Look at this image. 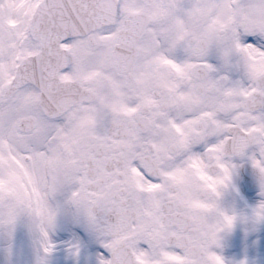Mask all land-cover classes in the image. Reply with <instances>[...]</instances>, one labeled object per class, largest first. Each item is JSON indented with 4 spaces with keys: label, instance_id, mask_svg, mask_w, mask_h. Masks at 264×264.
<instances>
[{
    "label": "snow or ice",
    "instance_id": "1",
    "mask_svg": "<svg viewBox=\"0 0 264 264\" xmlns=\"http://www.w3.org/2000/svg\"><path fill=\"white\" fill-rule=\"evenodd\" d=\"M66 205L95 264H255L219 249L264 223V0H0V231L49 264Z\"/></svg>",
    "mask_w": 264,
    "mask_h": 264
},
{
    "label": "flooded vegetation",
    "instance_id": "2",
    "mask_svg": "<svg viewBox=\"0 0 264 264\" xmlns=\"http://www.w3.org/2000/svg\"><path fill=\"white\" fill-rule=\"evenodd\" d=\"M176 70L180 69L177 67ZM237 163L240 167L233 177L235 187L225 193L223 203L225 206L235 207L238 212H247L260 198L259 190L250 164L241 160ZM58 199L62 202L66 197L60 196ZM196 206L201 205L196 202ZM26 227L28 235L24 260L19 259L21 257L18 251L8 249L12 241L9 245L0 246V252L5 250L9 253L10 264H34L36 236L28 218H26ZM51 235L56 247L49 257V264H95V253L100 249V244L97 238L87 231L85 224L76 218L74 209L70 205H66L58 214L56 227ZM76 241L81 243L78 256L69 252V242ZM221 243L222 248L219 251L227 259L247 256L255 264H264V223L257 225L253 231L250 230L249 224L237 221L230 232L222 234ZM15 254H18V260L15 259Z\"/></svg>",
    "mask_w": 264,
    "mask_h": 264
},
{
    "label": "rangeland",
    "instance_id": "3",
    "mask_svg": "<svg viewBox=\"0 0 264 264\" xmlns=\"http://www.w3.org/2000/svg\"><path fill=\"white\" fill-rule=\"evenodd\" d=\"M10 23H15V21H10ZM28 232L26 227V217L21 218L16 226L13 233V240L11 244L8 246V249L12 250L15 249L18 251V254L21 258L20 260L25 259V246H26V238H27ZM15 247V248H14ZM18 254H15V259L18 260Z\"/></svg>",
    "mask_w": 264,
    "mask_h": 264
},
{
    "label": "water",
    "instance_id": "4",
    "mask_svg": "<svg viewBox=\"0 0 264 264\" xmlns=\"http://www.w3.org/2000/svg\"><path fill=\"white\" fill-rule=\"evenodd\" d=\"M6 263V259L4 257L3 254L0 255V264H5Z\"/></svg>",
    "mask_w": 264,
    "mask_h": 264
}]
</instances>
